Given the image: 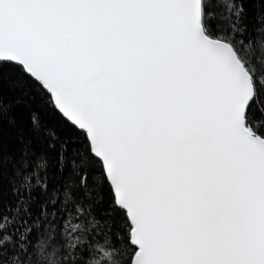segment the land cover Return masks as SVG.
<instances>
[{
	"label": "snow or ice",
	"instance_id": "1",
	"mask_svg": "<svg viewBox=\"0 0 264 264\" xmlns=\"http://www.w3.org/2000/svg\"><path fill=\"white\" fill-rule=\"evenodd\" d=\"M0 264H264V0H0Z\"/></svg>",
	"mask_w": 264,
	"mask_h": 264
}]
</instances>
